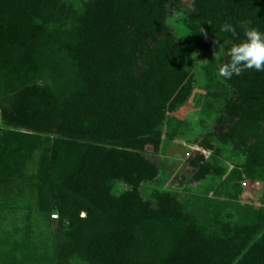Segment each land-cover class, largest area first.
Here are the masks:
<instances>
[{
    "label": "trees",
    "instance_id": "obj_1",
    "mask_svg": "<svg viewBox=\"0 0 264 264\" xmlns=\"http://www.w3.org/2000/svg\"><path fill=\"white\" fill-rule=\"evenodd\" d=\"M181 1L86 0L71 30L41 17L42 23L31 21L21 32L6 16L11 4L0 0V52L26 50L0 62L6 125L0 126V178L10 168L21 174L39 150L47 166L43 191L53 208L59 206L61 264H75L72 259L90 249L91 264H264L261 226L229 223L223 231L207 230L174 194L156 190L152 200L140 195L141 185L159 171L149 157L161 147L158 126L186 99L192 82L186 70L192 42L177 41L168 23L173 13L182 15L198 43H224L218 68L229 60L231 44L243 38L239 21L264 30V0H192L188 8ZM43 6L38 0L36 12ZM225 22L236 26L238 37L222 31ZM225 80L233 93L217 137L246 155L248 173L264 176V71L246 69ZM14 97L55 104V119L40 126L39 104L18 108ZM34 132L49 136L37 142ZM190 164L196 180L221 173L201 154ZM118 183L130 188L117 195Z\"/></svg>",
    "mask_w": 264,
    "mask_h": 264
},
{
    "label": "rangeland",
    "instance_id": "obj_2",
    "mask_svg": "<svg viewBox=\"0 0 264 264\" xmlns=\"http://www.w3.org/2000/svg\"><path fill=\"white\" fill-rule=\"evenodd\" d=\"M42 10L36 12L38 0H8L11 4L6 16L18 31L30 29L29 22H45L57 28L71 30L74 17L83 15L86 0H42ZM192 0H182L188 8ZM25 5V6H24ZM24 6V7H23ZM21 10L24 15H20ZM182 15L173 13L169 19L177 41L192 42L187 54V71L192 76L190 90L185 100L173 110L165 112L158 126L161 132V147L156 155L149 157L158 164L155 180L140 187V195L152 200L156 190L174 194L190 219L209 229L226 230V224L261 226L264 231V176L248 173L242 163L246 155L230 142L217 137L218 120L229 104L233 90L225 78L218 75V62L223 55L224 43L215 44L204 38L198 43L193 34L184 27ZM25 19V20H23ZM86 23V21H84ZM25 48L11 47L0 52L1 60L20 58ZM39 104L37 123L48 126L55 119L54 107L49 101L14 97L12 105ZM0 109V126H6ZM37 142L46 139L48 132H34ZM36 143L35 145H37ZM9 147L6 148V150ZM1 150V149H0ZM39 150L28 159L21 174L5 171L0 178V264H61L56 243V226L59 213L53 201L45 195L44 176L46 164L40 161ZM220 168L221 173L210 174L205 179L194 178L190 160L198 155ZM130 187L118 183L116 194ZM54 221H51V219ZM85 213H81L84 217ZM223 227H219V225ZM67 225V221H65ZM225 225V226H224ZM161 225L150 230L157 233ZM101 230H96L95 237ZM258 236V235H257ZM85 251L72 259L75 264H91V254Z\"/></svg>",
    "mask_w": 264,
    "mask_h": 264
},
{
    "label": "clouds",
    "instance_id": "obj_3",
    "mask_svg": "<svg viewBox=\"0 0 264 264\" xmlns=\"http://www.w3.org/2000/svg\"><path fill=\"white\" fill-rule=\"evenodd\" d=\"M243 29V38L233 42L228 49L229 60L218 68V75L230 79L239 75L246 69L264 71V30L252 26L250 20L239 21ZM200 31L203 32V29ZM222 31L238 37L237 28L230 22L222 25Z\"/></svg>",
    "mask_w": 264,
    "mask_h": 264
}]
</instances>
